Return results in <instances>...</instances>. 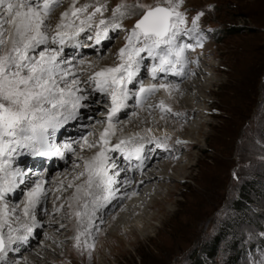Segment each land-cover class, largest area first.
Wrapping results in <instances>:
<instances>
[{
  "label": "snow or ice",
  "instance_id": "obj_1",
  "mask_svg": "<svg viewBox=\"0 0 264 264\" xmlns=\"http://www.w3.org/2000/svg\"><path fill=\"white\" fill-rule=\"evenodd\" d=\"M65 3L0 0V264H12L9 253L18 252L19 245L28 243L40 226L37 213L47 204L49 192L61 200L62 189L74 191L65 203L57 206L54 201L52 213L63 211L65 218L74 222L73 246L91 257L93 232L99 231L95 220L121 195L122 187L131 185L126 173L142 171L149 151L172 149V137L167 132L154 135L151 128H145L126 133L118 114L134 100L132 117L144 109L149 115L158 109L161 120L182 117L184 113L174 112L164 99L156 104L149 101L161 90L169 97L180 90V84L169 77L187 76L189 65L198 64L189 58V51L203 47L207 39L200 27L204 12L197 11L189 18L183 8L185 0H119L108 16V0H67L57 19L56 10ZM133 17H137L134 24L125 28L123 22ZM117 30L125 32V43L116 53L118 63L111 66L70 57L64 51L68 44L84 46L79 41L81 33L94 31L87 37L93 41L88 46L94 47ZM142 69L147 70L150 82L141 78ZM93 104L105 106L102 118L96 121L103 126L98 138L90 139L93 125L88 135L58 143L60 130L81 122L85 118L82 110H90ZM87 119L91 123L93 117ZM113 137H117L114 143ZM186 143L175 140L177 145ZM74 145L82 151L94 150V154L76 156L83 163L79 166L74 160V168L79 169L73 176L76 182L69 181L66 189L63 180L52 188L45 172L33 173L20 166L22 155L63 159L68 152L75 153ZM116 153L123 158V166ZM121 174H125L123 181ZM233 177L238 179L235 171ZM18 192L23 199L11 203L10 196ZM43 211L48 215L46 207ZM259 236L264 238V231ZM251 264H264V258L253 259Z\"/></svg>",
  "mask_w": 264,
  "mask_h": 264
},
{
  "label": "rangeland",
  "instance_id": "obj_2",
  "mask_svg": "<svg viewBox=\"0 0 264 264\" xmlns=\"http://www.w3.org/2000/svg\"><path fill=\"white\" fill-rule=\"evenodd\" d=\"M118 2L108 0L109 9L105 16L110 15L111 7ZM209 5L212 7L209 8ZM66 6L67 0L60 10H56V18ZM183 8L187 9L189 18L197 11L204 12L200 27L207 39L203 47H196L194 54L190 50L188 55L200 59L194 68L200 74L199 83L209 88L204 92L206 103L196 102L187 90L183 93L189 98L190 105L205 112L202 118L186 110L180 118L167 117L168 121L160 126L168 125L167 131L173 132L169 141L172 149L167 151L166 156L158 158L154 165L162 162L165 167L177 163L179 167L170 171V176L164 173L169 180L157 183L158 188L155 181V184H150L151 187L147 185L153 189L159 202L150 208L154 215L150 220L152 227L135 229L134 235L128 236L122 231L121 236L118 234L115 237L110 234L114 231L113 225L103 223L98 226L99 231L93 232L95 247L89 258L87 251L81 254L73 246L74 222L65 218L63 211L52 213L53 202L57 206L65 203L69 192L74 191L62 189L61 200H55V192L48 195L47 204L42 205L40 216H37L40 222H48L41 223L37 231L34 229L33 237L27 243H32L29 249L19 248L10 259L12 264L16 261L19 264H194L196 256L203 264H251L253 259L264 258V238L259 236L264 231V0H185ZM136 18L125 20L124 27L130 29ZM124 37L123 30L113 32L101 52L103 63L98 65L118 63L116 53L124 45ZM190 80L186 76L180 80V85L189 86ZM195 90L198 93L202 89L197 87ZM211 101L215 103L210 105ZM177 102L167 101L174 112H181L183 101L180 99ZM134 111L136 109L129 104L119 116V121L125 122L126 133L135 127L138 128L136 131H142L148 126L149 111L145 109L138 115L146 123L133 127V121L139 118L132 117ZM155 111L158 110H153L152 114ZM84 112L86 121L87 116L102 118L105 106L93 104L90 110L85 109ZM93 119L90 125L84 122L89 126L80 128V136L93 132L94 125L95 131L90 139L98 138L103 126ZM116 138L113 137V143ZM177 138L187 143L177 145ZM74 147L75 153L70 152L71 161L65 169L68 174L60 178L58 171L50 173L46 178L50 180L49 187L55 188L56 182L63 179L65 189L69 181L75 183L73 176L79 169L74 168V160L76 165L82 166L83 163L76 156H86L88 152L89 157L94 154V150L85 148L82 151L79 145ZM175 149L176 153L172 154ZM234 171L238 179L233 177ZM244 194L250 201H242ZM16 197L22 198L23 195L18 193ZM44 207L48 208V215L44 214ZM52 223L57 227L51 226ZM59 224L65 227L60 228ZM44 242L48 243L47 247ZM211 247L217 250L210 258L206 253Z\"/></svg>",
  "mask_w": 264,
  "mask_h": 264
},
{
  "label": "bare ground",
  "instance_id": "obj_3",
  "mask_svg": "<svg viewBox=\"0 0 264 264\" xmlns=\"http://www.w3.org/2000/svg\"><path fill=\"white\" fill-rule=\"evenodd\" d=\"M60 10V8H59ZM58 18V17H57ZM111 34H113V32H111ZM112 38V37H111ZM70 44H68L69 46ZM72 45V44H71ZM102 51L100 52H96L93 51L91 52L89 55H87V57H83V59H87L90 61H95L97 64H99L100 62L103 63V60L101 59L102 57ZM88 54V53H87ZM70 57H72V55H69ZM82 57V56H81ZM80 59V58H79ZM198 62L200 61V59H197ZM104 61H106V59L104 58ZM201 67V66H200ZM251 67V66H250ZM189 74L187 75L188 79H191L190 81V85L191 87H189L188 85H180V90L179 91H175L174 94L169 97L167 95V93H165L163 90H161L160 92L156 93V95H154L153 97L150 98L149 102H153L155 103L158 100L164 99L165 102L167 103V101H172V100H178V102L180 101V99L183 101V105L181 108V112L185 113L186 110H188L187 112H191V113H195L196 115H200L199 117L202 118V115H204L203 113H205L204 111H202L201 109H199L198 107H194L192 105H190V102L188 103V99L184 97V91L187 90L188 93L191 94V98L193 97L194 100L196 102H200V101H205V103L207 102L206 99V94H204V92L207 91V88H209V86L207 85H202V83H199L200 80H198L200 78V74L198 73V71L196 72V69L193 68H189ZM251 69V68H250ZM201 71V69H200ZM215 71V70H214ZM195 72V75H193V73ZM203 72V70H202ZM216 72V71H215ZM231 72V71H230ZM204 73V72H203ZM207 73V72H206ZM205 74V73H204ZM233 74V73H232ZM205 76V75H204ZM186 78V77H185ZM195 79V80H193ZM196 80L198 81V83L196 82ZM208 81V78H207ZM148 82H150V80H148ZM177 83H181L180 80L176 81ZM196 82V84H195ZM184 83V82H183ZM209 83V82H208ZM214 84V83H212ZM197 85V86H195ZM210 85V84H209ZM200 87L202 90H198V93L196 92L195 88ZM194 92H193V91ZM183 91V92H182ZM202 91V92H201ZM239 91V89H238ZM175 95V96H174ZM161 96V98L159 97ZM175 97V98H174ZM192 98V99H193ZM244 100V99H243ZM175 102V101H174ZM177 102V103H178ZM212 102V101H211ZM157 103V102H156ZM195 103V102H194ZM215 102L209 103L210 105H213ZM240 103V102H239ZM242 103V101H241ZM180 104V103H179ZM189 104V106H188ZM158 110V109H157ZM139 112H145L144 110H140ZM156 113L149 115L148 121V126L146 128H151L152 132L154 135H162L164 132H167L168 134L171 135V137H173V132L172 131H167L168 130V125H164L162 127H160L161 125H163V122H167L166 120H161L160 119V113L159 110L155 111ZM139 114V113H138ZM154 115H156V117H158V119L156 117H154ZM139 118H137V120L133 121V127H135L136 125H142L145 124L146 121L145 120H141L140 115H138ZM137 116V117H138ZM198 117V118H199ZM93 120H99L101 119L100 116H93ZM85 122L89 124V121H86V116H85ZM83 119V120H84ZM82 122V121H81ZM129 122H131L129 120ZM136 122V123H135ZM197 123V122H195ZM207 123V122H206ZM86 124V125H88ZM131 125V123H128V125ZM194 124V123H193ZM204 124V123H203ZM90 125V124H89ZM126 125V124H125ZM144 126V125H143ZM75 127V126H74ZM132 127V126H131ZM170 127V126H169ZM70 128V127H69ZM125 128V127H124ZM130 128V127H129ZM140 129V128H139ZM198 129V128H197ZM128 130V129H127ZM138 130V128H133L130 129L128 132H134ZM198 133V132H197ZM191 134V133H190ZM204 136V135H203ZM80 137V131H76V132H68L66 134H64L62 136V139L67 141L69 139L72 140H76ZM191 137V136H190ZM192 138V137H191ZM205 140V139H204ZM191 141V140H190ZM195 141H193L194 143ZM170 143V142H169ZM171 144V143H170ZM172 145V144H171ZM192 144H190L189 146H191ZM188 146V145H187ZM197 146V145H196ZM193 147V145H192ZM191 147V148H192ZM169 152V151H168ZM168 152L166 153L162 151V149H156L154 151V155L153 158L151 160H147L146 161V165L143 168V170H137L134 171L133 173L131 172H127L126 175L128 177L131 178L132 183L130 186H128L126 189L125 188H121V195H119L116 199L112 200L109 204H107L99 213H98V218L95 220V225L98 227L100 225H102L103 223H107V224H112L113 225V232H110V234L112 236H117L118 234H120V236L122 235V231L125 232L124 235H134V230L138 229V230H142L145 227H152L150 226V220L154 218L153 213H151V207L154 206V204H156L158 202V200L156 199V196L154 195L153 189L152 188H148L147 185L150 184H155L154 181L156 182L155 187L158 188V184L160 183V181H168L169 178L167 175L164 176L165 174H168L170 171H175V167H179V165L176 163H170L167 166L164 167V164H159V165H154V162H156L158 160V158H162L164 156H166V154H168ZM176 153V149L172 152V154ZM89 154V152L86 154L85 157H89L87 156ZM190 156V155H189ZM169 157V156H168ZM167 157V158H168ZM171 158V157H170ZM188 158V157H187ZM184 159V158H183ZM162 160V159H161ZM159 162V161H158ZM178 162V161H177ZM166 163V162H165ZM179 163V162H178ZM185 163V162H184ZM158 164V163H157ZM167 164V163H166ZM154 165V168H152V166ZM198 165V164H197ZM122 166V165H121ZM183 166V165H182ZM186 166V165H184ZM42 167V166H41ZM40 166L35 168V172H40L42 170ZM56 167V164H52L51 165V169ZM187 168L190 166H186ZM63 171L59 172L60 178L61 176H64L68 173H66L67 171L65 170L67 167L63 166ZM193 168V167H192ZM56 169V168H54ZM70 169V168H69ZM151 169V170H150ZM181 169V168H180ZM185 170V169H183ZM164 171V172H163ZM58 173V172H57ZM65 173V174H64ZM158 173H162V174H158ZM124 175L125 174H121L120 176V180L123 181L124 179ZM169 175V174H168ZM48 176V175H47ZM58 176V175H57ZM170 176V175H169ZM58 178V179H60ZM164 178V180L162 179ZM174 178V176L172 177ZM179 178V177H177ZM46 179V178H45ZM48 182V186H50V180H46ZM59 181V180H58ZM64 181V179H63ZM56 182V181H55ZM163 183V182H162ZM165 183V182H164ZM211 186V183L209 184ZM160 186V185H159ZM137 187V191L136 193H133L134 189ZM151 187V185H150ZM166 188V187H165ZM164 188V189H165ZM160 189V188H159ZM158 190V189H157ZM73 192V191H72ZM127 193L126 195L124 193ZM19 193V192H18ZM18 193H16L15 196L10 197V202L11 203H20V201L23 199L22 198H18L16 197L18 195ZM51 192H49L50 194ZM167 193V192H166ZM48 194V195H49ZM171 194V193H170ZM69 195H71V192H69ZM168 195V193H167ZM67 197V196H66ZM165 198V197H164ZM166 199V198H165ZM164 199V200H165ZM161 201V199H160ZM151 202V203H150ZM164 202V201H163ZM159 203V202H158ZM158 206V205H157ZM43 206H41L42 208ZM165 207V206H164ZM48 209V208H47ZM160 209V208H159ZM49 211V210H48ZM167 211V210H166ZM64 213V212H63ZM189 213V212H188ZM193 214V213H192ZM37 216H40V213H37ZM202 216V215H201ZM200 217V216H199ZM39 219V218H38ZM42 219V218H41ZM40 221V220H39ZM102 221V222H101ZM48 222V220H44V222L41 223H46ZM40 223V224H41ZM51 223V222H50ZM49 223V224H50ZM55 223V222H54ZM48 224V223H47ZM53 224V223H52ZM43 225V224H42ZM56 225V224H55ZM54 224L51 226L57 227ZM60 225V224H59ZM41 226V225H40ZM40 226H38L39 228H41ZM50 226V225H49ZM38 227L36 228V231L38 229ZM108 227V226H107ZM59 228V227H58ZM105 229V228H104ZM151 229V228H150ZM107 230V229H106ZM148 230V229H147ZM126 232H128L126 234ZM110 236V235H109ZM115 236V237H116ZM139 236V235H138ZM137 236V237H138ZM33 235L30 237L32 238ZM124 237V236H122ZM102 238V237H101ZM111 238V237H110ZM127 238V237H126ZM99 239V238H98ZM114 239V237H113ZM113 241V240H112ZM134 241V240H133ZM31 242V241H30ZM29 243V242H28ZM46 244V247L48 246L47 242H44ZM30 244H22L19 245V248L21 249H29ZM51 246V245H49ZM40 250V249H39ZM44 254V252H41ZM16 253L15 252H10L9 253V260L11 259L12 256H14ZM107 256V255H106ZM108 257V256H107ZM31 259V257H30ZM24 260V259H23Z\"/></svg>",
  "mask_w": 264,
  "mask_h": 264
},
{
  "label": "trees",
  "instance_id": "obj_4",
  "mask_svg": "<svg viewBox=\"0 0 264 264\" xmlns=\"http://www.w3.org/2000/svg\"><path fill=\"white\" fill-rule=\"evenodd\" d=\"M242 201H250V199L248 198V195L244 194V197H242ZM214 247H215V245H214ZM214 247L209 248L207 253H206L207 256H209L210 258H211V256H213L216 253L217 249ZM195 256H196V254H195ZM194 264H203V262L201 261V258L196 256V260L194 261Z\"/></svg>",
  "mask_w": 264,
  "mask_h": 264
}]
</instances>
